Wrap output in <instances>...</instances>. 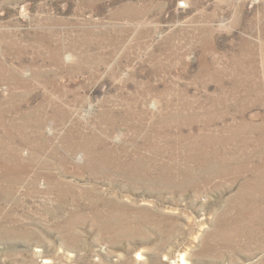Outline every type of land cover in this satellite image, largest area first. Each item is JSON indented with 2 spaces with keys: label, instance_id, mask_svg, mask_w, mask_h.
Listing matches in <instances>:
<instances>
[{
  "label": "rangeland",
  "instance_id": "374dc122",
  "mask_svg": "<svg viewBox=\"0 0 264 264\" xmlns=\"http://www.w3.org/2000/svg\"><path fill=\"white\" fill-rule=\"evenodd\" d=\"M179 255L264 264V0H0V264Z\"/></svg>",
  "mask_w": 264,
  "mask_h": 264
},
{
  "label": "bare ground",
  "instance_id": "6f19581e",
  "mask_svg": "<svg viewBox=\"0 0 264 264\" xmlns=\"http://www.w3.org/2000/svg\"><path fill=\"white\" fill-rule=\"evenodd\" d=\"M51 177V176H50ZM155 177V176H154ZM48 179H49V177H47ZM53 181V180H52ZM51 181V182H52ZM50 183V182H49ZM58 183V182H57ZM51 184V183H50ZM129 202V201H128ZM131 202H134L133 200H131ZM97 205V204H96ZM135 205V204H134ZM146 206V205H145ZM148 207V206H147ZM92 208V207H91ZM129 208V207H128ZM96 210V209H95ZM99 210V209H98ZM92 212V211H91ZM96 212H98V211H96ZM100 212V211H99ZM141 212V211H140ZM101 213H103V212H101ZM142 213V212H141ZM99 214V213H98ZM96 215V214H95ZM144 220V219H143ZM150 221L152 220V218L151 219H149ZM131 221V220H130ZM153 222V221H152ZM132 224V223H131ZM130 224V225H131ZM145 224V223H144ZM146 226H148V224L146 225ZM154 226V225H153ZM132 227H134V228H136L137 227V224H132ZM149 228H150V225H149ZM179 262L181 263V264H187V260H186V257H185V255H179Z\"/></svg>",
  "mask_w": 264,
  "mask_h": 264
}]
</instances>
